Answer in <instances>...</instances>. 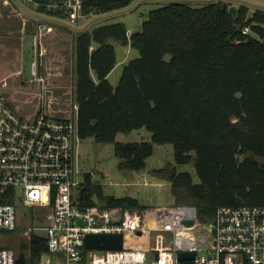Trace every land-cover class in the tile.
<instances>
[{
	"label": "trees",
	"instance_id": "trees-1",
	"mask_svg": "<svg viewBox=\"0 0 264 264\" xmlns=\"http://www.w3.org/2000/svg\"><path fill=\"white\" fill-rule=\"evenodd\" d=\"M137 1L87 0L86 12L101 16ZM11 16L0 11V32L20 31ZM74 43L81 139L116 143L119 168L130 172L146 168L154 144H172L175 163L194 164L200 182L172 163L153 174L170 181L175 203L197 208L202 222L221 206H264V9L250 14L245 4L170 0L152 10L138 32L129 33L124 23L103 24L78 31ZM115 43L140 51L117 86L108 78L118 62ZM142 128L152 133L151 142L117 141L119 133ZM97 192L86 173L82 203L95 204ZM102 203L147 209L130 195L106 196ZM47 248L46 238L34 235V264Z\"/></svg>",
	"mask_w": 264,
	"mask_h": 264
},
{
	"label": "built area",
	"instance_id": "built-area-1",
	"mask_svg": "<svg viewBox=\"0 0 264 264\" xmlns=\"http://www.w3.org/2000/svg\"><path fill=\"white\" fill-rule=\"evenodd\" d=\"M86 8L87 0H0V11L13 14L22 39L33 38L30 83L44 92L49 42L65 27L84 30L82 23L95 16ZM40 99L41 109L29 119L0 95V233L18 232L24 239L19 252L0 244V264H17L22 252L25 264H34V235L44 236L48 246L37 264H264V206H221L202 222L197 208L176 203L144 210L84 205L78 104L74 118H60L48 112L43 92ZM24 201L35 206L39 224L20 223ZM91 233H123V249H86ZM127 234L143 242L126 244ZM181 252L195 257L180 260Z\"/></svg>",
	"mask_w": 264,
	"mask_h": 264
},
{
	"label": "rangeland",
	"instance_id": "rangeland-1",
	"mask_svg": "<svg viewBox=\"0 0 264 264\" xmlns=\"http://www.w3.org/2000/svg\"><path fill=\"white\" fill-rule=\"evenodd\" d=\"M193 6H202L207 0H184ZM232 7L245 4L250 14L255 10L264 9V0H222ZM170 0H141L133 5L114 11L109 14L94 16L82 23L81 28L93 29L103 24L124 23L129 33L138 32L143 23L148 20L152 10L167 5ZM1 10V9H0ZM14 19V16L9 17ZM9 21V20H8ZM12 22V20H10ZM55 39L49 42L53 51L45 59L42 76L46 79L45 92L38 82L30 83L31 65L34 59L33 38L25 35L22 39L21 31L15 30V35L9 31L0 32V95L9 98L10 105L26 118H33L42 107L41 94L46 95L48 112L57 117L76 116V70H75V43L76 31L72 27H65ZM249 31V30H247ZM7 33V34H6ZM118 63L109 74V80L114 86L120 82L125 65L132 59L140 57V51L131 45L115 43ZM119 142L152 141V133L145 128L131 133H119ZM116 143H99L93 137L81 139V165L85 173L81 179L85 182V174L92 172L93 181L98 184L95 195L96 202H102L106 196L122 197L130 195L140 201L147 208L154 209L167 204L175 203L171 194V182L153 174V170L160 169L172 163L178 172H190L194 182H200V177L194 164H176L174 147L172 144H154L153 154L146 160V168L142 171H123L119 168L120 160L115 155ZM264 162V160H263ZM21 214H25L20 221L23 226L37 225L35 206L25 201L19 205ZM199 235L208 241L204 227H200ZM126 244H138V238L133 234L125 236ZM24 239L18 232L3 231L0 233V244H6L21 251Z\"/></svg>",
	"mask_w": 264,
	"mask_h": 264
},
{
	"label": "water",
	"instance_id": "water-1",
	"mask_svg": "<svg viewBox=\"0 0 264 264\" xmlns=\"http://www.w3.org/2000/svg\"><path fill=\"white\" fill-rule=\"evenodd\" d=\"M212 1V0H208ZM188 225H193L194 220L186 221ZM124 246L123 233H91L86 236L85 248L86 249H99V250H121ZM193 252H181L179 254L180 260L194 259ZM17 264H25V254L21 253L20 258L17 259Z\"/></svg>",
	"mask_w": 264,
	"mask_h": 264
},
{
	"label": "crops",
	"instance_id": "crops-1",
	"mask_svg": "<svg viewBox=\"0 0 264 264\" xmlns=\"http://www.w3.org/2000/svg\"><path fill=\"white\" fill-rule=\"evenodd\" d=\"M118 63V62H117Z\"/></svg>",
	"mask_w": 264,
	"mask_h": 264
}]
</instances>
